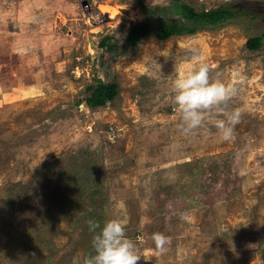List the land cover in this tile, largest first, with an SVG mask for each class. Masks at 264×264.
<instances>
[{
    "label": "rangeland",
    "instance_id": "374dc122",
    "mask_svg": "<svg viewBox=\"0 0 264 264\" xmlns=\"http://www.w3.org/2000/svg\"><path fill=\"white\" fill-rule=\"evenodd\" d=\"M142 1L172 2L0 0V264L82 262L86 221L112 218L139 264H264V43L247 47L264 17L130 44L132 28L158 21ZM106 37L120 49L102 47ZM193 55L236 89L229 141L210 122L190 135L178 127L173 83ZM98 79L120 93L91 108Z\"/></svg>",
    "mask_w": 264,
    "mask_h": 264
},
{
    "label": "clouds",
    "instance_id": "9594fccd",
    "mask_svg": "<svg viewBox=\"0 0 264 264\" xmlns=\"http://www.w3.org/2000/svg\"><path fill=\"white\" fill-rule=\"evenodd\" d=\"M198 61L190 70L174 80L173 104L180 113L178 125L182 134H195L206 122L213 123L222 141L234 138L235 126L239 123V110L229 108L236 94L235 87L225 84L211 75L210 66L193 55ZM92 233L91 251L82 262L74 264H139L141 255L135 242L126 234L122 218H112L101 224L86 221ZM158 243L162 239L156 237Z\"/></svg>",
    "mask_w": 264,
    "mask_h": 264
},
{
    "label": "trees",
    "instance_id": "16d2710c",
    "mask_svg": "<svg viewBox=\"0 0 264 264\" xmlns=\"http://www.w3.org/2000/svg\"><path fill=\"white\" fill-rule=\"evenodd\" d=\"M140 6L144 13L154 16L158 21H156L157 23L145 21L132 28L127 40L130 44L149 35H155L158 39L165 40L173 36L194 34L199 30L223 27L242 17H264V1L257 0L247 1L244 4L232 2L217 8L200 10L186 0H172L169 6L163 8L149 7L143 1ZM162 15L175 17L164 21L159 19ZM110 38L103 39L101 46L108 47L109 45L112 49H120L119 45L106 43ZM263 43L264 34L251 37L247 42V47L250 50H258ZM87 90L90 91V95L86 97L85 104L88 107L96 108L106 106L110 100L116 99L120 93V86L117 82H104L102 79H98V82L88 86Z\"/></svg>",
    "mask_w": 264,
    "mask_h": 264
},
{
    "label": "built area",
    "instance_id": "2783aa9c",
    "mask_svg": "<svg viewBox=\"0 0 264 264\" xmlns=\"http://www.w3.org/2000/svg\"><path fill=\"white\" fill-rule=\"evenodd\" d=\"M110 130H111L112 132L110 131V133H109V138H110V139H113V137H112V135H113V128H111Z\"/></svg>",
    "mask_w": 264,
    "mask_h": 264
}]
</instances>
